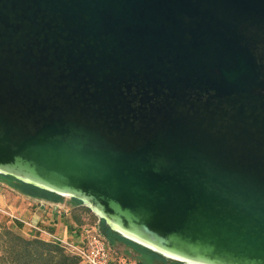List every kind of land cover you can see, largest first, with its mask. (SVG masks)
Segmentation results:
<instances>
[{
    "label": "water",
    "instance_id": "1",
    "mask_svg": "<svg viewBox=\"0 0 264 264\" xmlns=\"http://www.w3.org/2000/svg\"><path fill=\"white\" fill-rule=\"evenodd\" d=\"M0 171L264 264V0H0Z\"/></svg>",
    "mask_w": 264,
    "mask_h": 264
},
{
    "label": "crops",
    "instance_id": "2",
    "mask_svg": "<svg viewBox=\"0 0 264 264\" xmlns=\"http://www.w3.org/2000/svg\"><path fill=\"white\" fill-rule=\"evenodd\" d=\"M59 195V194H58ZM68 197H53L41 193L18 191L12 204V209L21 217L31 220L43 230L38 231L22 220L15 218L14 223L28 234H39L49 239V233L65 239L82 242L86 239L84 229L88 226H101V218L91 207L80 203H70ZM0 204L6 205V196L0 192ZM94 224H90V219ZM110 235L109 244L111 257L109 264H177V259H148L144 256L146 247L134 239L114 229H107Z\"/></svg>",
    "mask_w": 264,
    "mask_h": 264
},
{
    "label": "trees",
    "instance_id": "3",
    "mask_svg": "<svg viewBox=\"0 0 264 264\" xmlns=\"http://www.w3.org/2000/svg\"><path fill=\"white\" fill-rule=\"evenodd\" d=\"M20 181L44 191H52L21 179ZM20 190L32 192L22 188ZM33 193L38 192L33 191ZM3 261L4 263H2ZM82 261L80 255L67 250L59 241L46 239L36 233L25 235L7 224L2 225L0 230V264H84Z\"/></svg>",
    "mask_w": 264,
    "mask_h": 264
},
{
    "label": "rangeland",
    "instance_id": "4",
    "mask_svg": "<svg viewBox=\"0 0 264 264\" xmlns=\"http://www.w3.org/2000/svg\"><path fill=\"white\" fill-rule=\"evenodd\" d=\"M22 188L23 190H29V191H37L38 193L41 194H46L49 196H53V197H66L67 195L61 194V193H53L52 191H44L40 188H37L31 184H27L24 183L22 181H20V179H18L17 177L11 175V174H7V173H3L0 171V192L3 193L6 196L7 199V204L6 205H1L0 206L4 209L2 211H0V230L2 228L3 224H7L11 227H13L14 229L22 232L25 235H30L26 232H23L21 229H19V227H17L14 223L15 218H17L16 216H20L18 213H16L12 207H10L9 204H12L13 200L15 199L16 195L18 194V191H21L20 188ZM68 197V201L70 203H80L83 202L82 200L76 198V197H71V196H67ZM90 219V224H94V221L92 220V217L89 218ZM101 226H96L95 228L92 226H88L84 229V233H88L89 230L91 229H95L97 231H99L101 234H103L104 236L107 237L108 240H111L110 235L107 233V228L110 227L109 221L108 219L105 218H101ZM142 244V243H141ZM144 245V244H142ZM146 247V251L144 253V256L147 257L148 259H154V258H159V259H166V261H169L171 258L173 259H177V264H194V263H190L187 261H184L182 259L176 258V257H172L171 255L168 254H164L156 249H153L147 245H144ZM84 264L85 262L82 261ZM4 263V261L2 262Z\"/></svg>",
    "mask_w": 264,
    "mask_h": 264
},
{
    "label": "built area",
    "instance_id": "5",
    "mask_svg": "<svg viewBox=\"0 0 264 264\" xmlns=\"http://www.w3.org/2000/svg\"><path fill=\"white\" fill-rule=\"evenodd\" d=\"M2 210L4 209L0 206V211ZM16 217L38 231L43 230L31 220L18 215ZM49 239L59 241L67 250L80 255L85 264H109L111 257L109 240L95 229L89 230L82 242H74L52 233H49Z\"/></svg>",
    "mask_w": 264,
    "mask_h": 264
}]
</instances>
